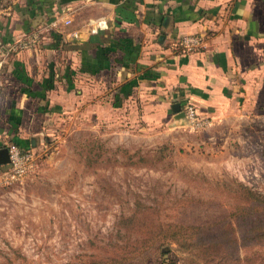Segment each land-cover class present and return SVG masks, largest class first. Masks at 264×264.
<instances>
[{
  "label": "rangeland",
  "instance_id": "374dc122",
  "mask_svg": "<svg viewBox=\"0 0 264 264\" xmlns=\"http://www.w3.org/2000/svg\"><path fill=\"white\" fill-rule=\"evenodd\" d=\"M66 117L0 181V264H264L245 217L264 197V86L196 128Z\"/></svg>",
  "mask_w": 264,
  "mask_h": 264
},
{
  "label": "crops",
  "instance_id": "0c3cea01",
  "mask_svg": "<svg viewBox=\"0 0 264 264\" xmlns=\"http://www.w3.org/2000/svg\"><path fill=\"white\" fill-rule=\"evenodd\" d=\"M97 18L106 26L91 30ZM185 33L205 34L206 47L176 46ZM0 49V140L39 141L66 116L187 125L173 102L214 116L264 86V0H0Z\"/></svg>",
  "mask_w": 264,
  "mask_h": 264
},
{
  "label": "built area",
  "instance_id": "2783aa9c",
  "mask_svg": "<svg viewBox=\"0 0 264 264\" xmlns=\"http://www.w3.org/2000/svg\"><path fill=\"white\" fill-rule=\"evenodd\" d=\"M71 13H68L62 18L65 24L70 23ZM106 26V20L104 18H97L91 30H96L99 27ZM74 37L78 36V32H73ZM37 39V35L34 34L25 42H20L19 45H27L33 43ZM207 36L202 33H185L177 37L174 40V44L180 47L184 51L198 50L206 47ZM3 62L2 57H0V65ZM181 109L184 111L185 116L188 119L187 125L192 128L199 127L209 121L207 116H202L198 113L195 104L190 98H185L181 102ZM9 154V162L0 171V181L11 182L22 177L26 172L31 170L35 164L36 151L33 149H23L16 143L10 142L7 146Z\"/></svg>",
  "mask_w": 264,
  "mask_h": 264
},
{
  "label": "trees",
  "instance_id": "16d2710c",
  "mask_svg": "<svg viewBox=\"0 0 264 264\" xmlns=\"http://www.w3.org/2000/svg\"><path fill=\"white\" fill-rule=\"evenodd\" d=\"M69 76H67V78H69ZM40 83L42 85V89L43 90L44 89L51 88L53 86V72H52V74H50L49 76H47V78L42 79ZM36 95H39V96L43 97L44 92L38 91ZM192 102L195 104L194 101H192ZM195 106L197 108V105L196 104H195ZM197 111H198V109H197ZM198 113H199V111H198ZM43 137L45 138L46 142L49 141V136L46 135V136H43ZM36 139L37 138H31L29 142L27 141V143H25L26 142L25 140H22L20 138H17L15 135H12L11 137H8L7 139L0 140V147L1 146H8V143L7 142H9V143L10 142H13V143H16L19 146H21L23 149H33V150H35L37 152L38 150L35 149V148H38V146H40L39 145L40 144V141H37ZM1 168H2V165L0 164V169ZM252 193H254V192H252ZM254 195H256L255 196L256 199L258 201H260L261 204H254V205L248 206V209H247V213L248 214L246 213L245 217H247V215H249L252 218L253 215H254V213H257L258 215H260V217L258 219V221H259V227L258 228L259 229L256 230L258 232L255 235L257 237L264 238V197H260L256 193H254ZM250 223H253V219L250 220ZM165 225L168 226V227L181 228V229L182 228H189V227H194V228H199L200 227V226H196V225H188V224L176 223V222H167V223H165ZM152 255L157 257V253H153ZM250 259H251L250 258V255L248 254V256H246V263L249 264Z\"/></svg>",
  "mask_w": 264,
  "mask_h": 264
},
{
  "label": "water",
  "instance_id": "95a60500",
  "mask_svg": "<svg viewBox=\"0 0 264 264\" xmlns=\"http://www.w3.org/2000/svg\"><path fill=\"white\" fill-rule=\"evenodd\" d=\"M172 111L176 114V118L181 119L184 122H188L184 111L181 109V103L179 101L173 102L171 105ZM9 162V154L7 146L0 147V164L7 165Z\"/></svg>",
  "mask_w": 264,
  "mask_h": 264
}]
</instances>
